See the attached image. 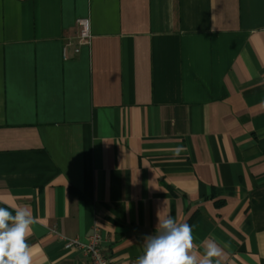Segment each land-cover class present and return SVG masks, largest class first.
<instances>
[{
  "label": "crops",
  "instance_id": "crops-1",
  "mask_svg": "<svg viewBox=\"0 0 264 264\" xmlns=\"http://www.w3.org/2000/svg\"><path fill=\"white\" fill-rule=\"evenodd\" d=\"M89 21V44L76 20ZM35 264H135L158 215L264 264V0H0V206Z\"/></svg>",
  "mask_w": 264,
  "mask_h": 264
},
{
  "label": "clouds",
  "instance_id": "clouds-1",
  "mask_svg": "<svg viewBox=\"0 0 264 264\" xmlns=\"http://www.w3.org/2000/svg\"><path fill=\"white\" fill-rule=\"evenodd\" d=\"M34 223L27 205L0 206V264H35L33 246L27 242ZM156 229V234L145 237L144 252L135 264H214L213 258L221 255L214 242L198 254L191 226L171 216L158 215Z\"/></svg>",
  "mask_w": 264,
  "mask_h": 264
},
{
  "label": "built area",
  "instance_id": "built-area-1",
  "mask_svg": "<svg viewBox=\"0 0 264 264\" xmlns=\"http://www.w3.org/2000/svg\"><path fill=\"white\" fill-rule=\"evenodd\" d=\"M76 25L79 28V40L81 45L89 44L91 35L88 19L79 18L76 20ZM64 241L67 248L76 249V251L78 250L81 252L86 257L88 264H115L102 253L100 248V236L96 229L85 242H81L77 239H64Z\"/></svg>",
  "mask_w": 264,
  "mask_h": 264
}]
</instances>
